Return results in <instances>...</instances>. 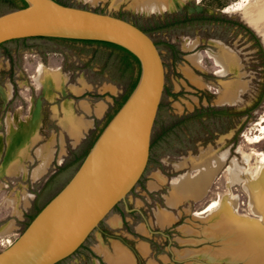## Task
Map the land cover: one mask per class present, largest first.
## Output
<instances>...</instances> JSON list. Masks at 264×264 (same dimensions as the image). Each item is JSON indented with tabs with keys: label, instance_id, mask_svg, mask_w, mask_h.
<instances>
[{
	"label": "rangeland",
	"instance_id": "rangeland-1",
	"mask_svg": "<svg viewBox=\"0 0 264 264\" xmlns=\"http://www.w3.org/2000/svg\"><path fill=\"white\" fill-rule=\"evenodd\" d=\"M57 1L123 18L146 31L161 52L166 72V88L153 129L150 160L140 182L127 197L129 209L133 211H126L125 203L121 202L85 244L59 264H92L97 260L90 249L95 242L94 235L108 225V219L114 214L123 216L124 233L150 243L153 259L160 261L161 256L168 257V263L161 264H182L175 261L178 250L212 246L206 237L193 246L179 245L178 237H189L182 234V226H190L196 232L209 231L210 226L206 224L212 222L217 230L224 232L236 227L246 229L249 225L248 231L242 229L248 251L254 250L251 242H264V214L259 210L256 194L251 198L244 187L248 183L258 188L264 180V176L253 178V172L263 165L264 158V31L261 32L264 0H173L171 11L151 15L139 13L136 0ZM175 2L181 5V10H177ZM197 6L204 8L201 14L194 13ZM14 9L0 0V15ZM252 13L257 18L249 20L248 15ZM224 46L231 49L232 61ZM211 52L222 57L225 74ZM190 57L202 62L194 64ZM185 71L200 77L204 85L194 83L195 77L188 79ZM138 73V65L128 66L121 53L94 43L29 38L0 46V88L7 92L13 85L15 90L14 99L9 103L6 97L0 98V238L13 228V235L7 238L16 240L65 187L110 117L119 110ZM227 85L242 89L237 105L221 103ZM83 87L88 88L86 92L73 94V90ZM44 90L53 102H44V124L38 121V128L30 127L36 100L41 99ZM64 90L66 98L76 103L106 106L101 119L96 118L95 112L87 116L95 120V127L76 148L68 139L65 146L59 145L62 132L49 119L51 106H60L64 101ZM77 112L84 115L80 108ZM66 122L71 131L79 126L69 118ZM12 146L10 160L5 164ZM54 150L56 157L49 167ZM155 175L163 177L165 183L158 190L150 191L149 183L155 180ZM182 186L188 188V195L183 199L193 201L169 208L165 199L170 188L172 193ZM221 202L223 211L218 213ZM166 210L178 220L162 229L156 217ZM252 213L260 218L258 225L241 222V214L254 218ZM225 214L235 219L233 224L228 226L221 219ZM139 225L146 227L148 236L134 232ZM257 227L262 229L261 233ZM234 241V249L241 248L240 242ZM251 251L246 257L239 255L238 258H246L245 264H264L257 263ZM220 255L218 252L214 256ZM138 264L146 263L141 260Z\"/></svg>",
	"mask_w": 264,
	"mask_h": 264
},
{
	"label": "water",
	"instance_id": "water-1",
	"mask_svg": "<svg viewBox=\"0 0 264 264\" xmlns=\"http://www.w3.org/2000/svg\"><path fill=\"white\" fill-rule=\"evenodd\" d=\"M0 15V46L29 38L110 43L139 62L137 86L103 129L74 176L0 251V264H59L74 255L127 197L148 166L153 129L166 88L165 65L154 40L123 18L62 4L24 0ZM178 10L181 5L175 2ZM204 8L197 6L201 12ZM42 100L33 112L39 121ZM13 146L5 160L7 164ZM129 211H133L130 210Z\"/></svg>",
	"mask_w": 264,
	"mask_h": 264
},
{
	"label": "crops",
	"instance_id": "crops-1",
	"mask_svg": "<svg viewBox=\"0 0 264 264\" xmlns=\"http://www.w3.org/2000/svg\"><path fill=\"white\" fill-rule=\"evenodd\" d=\"M184 74H186V77L190 80H194L196 78L193 81L194 83H199V85L202 86L204 85L200 77H198L199 78L198 79L196 76L187 73V71H185ZM79 89L80 90L78 91L76 90L72 91L75 96L80 95L82 92H86V89L88 88L83 87V89L82 88ZM66 95L67 93L64 92L63 94L64 101L60 106L57 104H53V106H51L50 117L52 118V121L56 122L58 128L62 132V137L60 138L59 145L65 146L67 144L66 140L68 139L71 145L74 146V148H76L77 146L81 145L84 140L87 139L86 135L87 134L89 135V132L95 127V120L89 119L87 118V116L90 113L95 112L96 118L101 119L106 106L102 104H98L96 105V107H93L94 104L90 106L91 104L83 101L80 103H76L74 102V100L66 98ZM49 100L51 101V99ZM77 108H80V110L84 112V115L78 114ZM70 113L78 121V125H79L78 128L74 131L70 130V127L67 125L66 122L68 118V114ZM49 144L52 147L51 142ZM49 144H44V145H49ZM55 153L56 152L54 150L53 158L49 163V167L51 162L55 160L56 157ZM34 156H36L35 153ZM49 167L47 169V172L49 170ZM164 183H165V179L163 177H161L160 175H155V180L149 183V190L156 191L160 187H162ZM227 193L228 192H226L224 195H226ZM172 194L173 192L171 193V188H170L169 195L166 196L165 199L166 205L171 209H175L179 207L181 204H184L186 202L190 203L191 201H193L190 199H183L185 197L184 196L181 197V195L176 196L173 194L172 197ZM170 195L172 198L170 197ZM124 209L126 211H129L128 204L127 205L124 204ZM129 212L131 213V211ZM239 217L242 219L241 222L244 223L251 221L252 223L258 225L261 221L260 218H258V216L256 215H254V218H249L245 214H241ZM156 220L158 226L164 229L172 226V224H174L178 220V217H175L171 212L166 210V211H160L157 214ZM210 223L211 224H206L207 227L210 226L209 231H204L202 229L196 232V230H194L190 226L181 227L180 230L182 234L184 236L187 235L189 237H178L176 241L178 242L179 245L184 246L185 244H187L193 246L195 244H199L200 240H202L200 238L206 237L209 243L212 244V246L211 245L206 246L200 250H196L193 248L178 250L176 252L177 260L175 261L182 264L185 263L217 264L216 262H218V264H245L246 258L245 259H241V258L242 257L244 258L247 255H249V252L251 250L248 251L247 247L245 246V239L243 238V230L241 229V227L240 229L237 227L231 228L223 232L222 230H217V225L215 224L213 225L212 222ZM107 224L108 225L104 229L100 230L98 233L96 232V234L94 235L95 242L90 247V249L92 254L95 257H97V260L92 261V264H102L100 259L104 264H138L141 260H144L146 264H161V262L168 263L169 259L167 256H161L160 261H157L152 258L153 251L149 242L142 241L141 239H136L134 238V235L123 232L122 228L124 225V218L122 215L120 214L112 215L108 219ZM216 224L220 225L221 223L216 222ZM213 230H215V232H213ZM11 232H13V228L9 231V233L3 235L0 239H4L9 236H12L13 234H11ZM134 232L141 236H148L146 227H144L143 225H139L135 227ZM116 235L118 237H114ZM192 235H195L198 238L190 237ZM124 239L127 240V242L130 243L132 242L133 244L129 245L127 242H125ZM234 240L240 242L239 243L241 244V248L239 247L240 249L239 248L234 249V247L236 246ZM218 252L222 253V255L214 256ZM251 252L252 255L255 257L254 259H256L257 263H260V261L264 262V256L260 252V250L254 249ZM239 255L241 256V258H238Z\"/></svg>",
	"mask_w": 264,
	"mask_h": 264
},
{
	"label": "bare ground",
	"instance_id": "bare-ground-1",
	"mask_svg": "<svg viewBox=\"0 0 264 264\" xmlns=\"http://www.w3.org/2000/svg\"><path fill=\"white\" fill-rule=\"evenodd\" d=\"M87 1H95V0H87ZM120 1V0H119ZM150 1V2H149ZM176 1V0H175ZM183 1V0H182ZM136 4H137V7H138V10H139V13L142 12L144 14H147V15H151L155 12L157 13H163V12H166V11H171V9L173 8V0H136L135 1ZM189 2V1H188ZM251 2V1H250ZM175 4V3H174ZM248 4V3H247ZM184 5V4H183ZM236 6V5H235ZM232 7V6H231ZM239 7V6H238ZM178 10V9H177ZM228 11V10H226ZM255 14L258 15V13L256 12H253ZM249 14L248 15V19L249 20H254L257 18L256 15L254 14ZM256 27V26H255ZM260 30V29H259ZM261 31V30H260ZM264 30H262L261 32H263ZM264 33V32H263ZM218 44L222 45V43H219ZM225 47V50L228 52V56L230 58V60L232 61V59H234V57L232 56V54L230 53L231 49L227 46H224ZM223 50V49H222ZM224 52V51H223ZM212 53V56H214L215 58V62H216V65L218 64L219 66H221L222 68V73L225 74L226 73V65H225V62L223 61L222 57H220L217 53L215 52H211ZM190 61L194 64H198V58L196 57H190L189 58ZM201 59V58H199ZM230 64V63H229ZM232 67V66H231ZM228 68V67H227ZM43 69V68H42ZM238 69V68H237ZM220 72V73H221ZM219 73V72H218ZM230 73V72H229ZM227 75V74H226ZM235 81V80H234ZM232 82V81H231ZM225 89V88H224ZM224 91V90H223ZM241 92H242V89L240 88V86H233V85H227V88H226V92L223 93V97H222V100L221 103L223 104H228V105H237L239 100H240V96H241ZM8 95L11 97L10 93H8ZM68 118L73 120L72 123H74L75 121V124L78 125V122L75 118L72 117V114H68ZM75 119V120H74ZM78 128V127H77ZM262 133H264V128H263V131ZM45 150V149H44ZM249 156V155H248ZM226 158V157H225ZM215 160V159H214ZM244 160V159H243ZM212 161V160H211ZM263 165H261L259 168H257L254 172H253V178H257V179H261V177L264 176V158H263ZM206 164V163H205ZM246 165H247V162H246ZM204 166V164H203ZM38 169V168H37ZM252 170V169H251ZM37 172V171H36ZM39 172V171H38ZM37 172V173H38ZM212 172V170H210L208 172V174H210ZM203 174V173H202ZM201 177V175H200ZM209 177V175H208ZM194 178V177H193ZM210 178V177H209ZM185 180V178H184ZM190 180V179H189ZM235 181V180H234ZM182 182V181H181ZM185 183V182H184ZM196 183V182H195ZM190 185V184H189ZM176 186V185H175ZM181 186V185H180ZM191 186V185H190ZM245 187V190L246 192H248V194L251 196V198H253V194L255 193L256 194V197L258 199V206H260L259 210L260 212H262L264 214V180L261 181L260 185L258 186V188H253L250 184L246 183L244 185ZM173 188V187H172ZM188 188L186 186H182V187H177L176 190H173V194L178 196V195H181V197H186L188 195ZM191 193V192H190ZM192 193L195 194V190L192 191ZM173 194H172V197H173ZM193 194V195H194ZM262 196V197H261ZM171 197V195H170ZM171 197V198H172ZM261 197V198H260ZM188 198V197H187ZM218 209H219V212L220 211H223V203L221 202V204L218 205ZM262 209V210H261ZM258 210V211H259ZM217 213V214H218ZM221 219H224L226 220L225 223L228 224V226L230 224H233V222L235 221V219L228 215V214H225L223 216V218ZM226 228V227H225ZM251 228L249 225L246 226V229L248 231V229ZM242 229L246 230L245 227H243ZM257 230L259 233H261L262 229L260 227H257ZM248 233V232H247ZM2 240V239H1ZM253 244V248L254 249H258L260 250V252L263 254L264 256V242H261L260 241H257L256 243L254 242H251ZM246 247L248 248V245L246 244Z\"/></svg>",
	"mask_w": 264,
	"mask_h": 264
},
{
	"label": "trees",
	"instance_id": "trees-1",
	"mask_svg": "<svg viewBox=\"0 0 264 264\" xmlns=\"http://www.w3.org/2000/svg\"><path fill=\"white\" fill-rule=\"evenodd\" d=\"M3 2L7 3V4H10L12 6H14L15 8H22V7H25L26 6V3L24 0H2ZM33 39V38H32ZM38 39H49V40H56V41H68V42H85V43H94V44H99V45H102L104 47H107L109 49H112L113 51L115 52H118V53H121L122 56H123V59L126 61V64L128 66H133L134 64H137L138 67H139V62L138 60L131 54L129 53L127 50L119 47V46H116V45H113V44H110V43H103V42H92V41H74V40H64V39H54V38H41L39 37ZM261 45V44H260ZM140 73V72H139ZM139 73H138V76L137 78L135 79V81L131 84L130 86V89H129V93L125 96L123 102L121 104H119V109L120 107L125 103V101L129 98V96L131 95V93L133 92V90L135 89V87L137 86V83H138V79H139ZM112 119V117H110L109 121ZM91 149V148H90ZM87 150V152L85 153V156H87L88 152L90 151ZM40 212V211H39ZM35 218V217H34ZM33 218V219H34Z\"/></svg>",
	"mask_w": 264,
	"mask_h": 264
},
{
	"label": "flooded vegetation",
	"instance_id": "flooded-vegetation-1",
	"mask_svg": "<svg viewBox=\"0 0 264 264\" xmlns=\"http://www.w3.org/2000/svg\"><path fill=\"white\" fill-rule=\"evenodd\" d=\"M187 11H188V14H190V12H192V10H191V8H189V9H187ZM204 11V9L201 11V12H199V11H197V10H194V13L195 14H201L202 12ZM144 31V30H143ZM144 32H146V31H144ZM10 66H12V64L10 65ZM12 68V67H11ZM13 85H12V88L10 89H8L7 90V92H6V89H1L0 88V98L1 99H4L5 97L7 98L6 100H7V102L9 103L10 101H12L13 99H14V92H15V90L13 89ZM63 93L62 94H64V92H65V90L64 91H62ZM8 93H10V95H11V97L8 95ZM38 100L39 99H37L36 100V104L38 103ZM41 100H42V109H41V116H40V123H42V125L44 124V121H42V119L44 118L43 116H42V114H44V102H49V103H52L49 99H48V96H47V91L45 92V90L43 91V93L41 94ZM35 108H36V106H35ZM49 119L52 121V118L50 117V115H49ZM29 121V120H28ZM33 121V122H32ZM32 121H30V123H29V126L31 127H39L40 125L38 124L39 122L38 121H34L33 120V115H32ZM42 121V122H41ZM32 122V123H31ZM20 123V122H19ZM21 123H24V122H21ZM38 130V129H37Z\"/></svg>",
	"mask_w": 264,
	"mask_h": 264
},
{
	"label": "built area",
	"instance_id": "built-area-1",
	"mask_svg": "<svg viewBox=\"0 0 264 264\" xmlns=\"http://www.w3.org/2000/svg\"><path fill=\"white\" fill-rule=\"evenodd\" d=\"M15 239L13 237L10 238H4L0 240V246L2 249H5L9 246H11L14 243Z\"/></svg>",
	"mask_w": 264,
	"mask_h": 264
}]
</instances>
